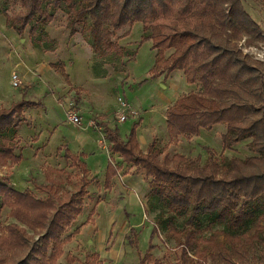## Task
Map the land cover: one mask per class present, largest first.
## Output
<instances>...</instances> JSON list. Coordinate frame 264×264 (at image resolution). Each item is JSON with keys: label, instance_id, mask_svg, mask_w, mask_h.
<instances>
[{"label": "trees", "instance_id": "16d2710c", "mask_svg": "<svg viewBox=\"0 0 264 264\" xmlns=\"http://www.w3.org/2000/svg\"><path fill=\"white\" fill-rule=\"evenodd\" d=\"M9 1L22 9L9 14ZM60 9L68 14L71 36L80 24L90 21L91 45L102 57L123 51L113 40L117 31L142 23L141 42L148 41L151 49L157 50L151 77L179 69L189 84L201 85L199 91L180 97L167 109L169 142L164 147L155 138L146 152L141 150L139 123L132 127L127 140L120 136L119 129L104 128L110 151L141 172L149 184L146 213L158 210L140 264H162L152 254L159 228L177 243L180 255L176 264H249L252 250L257 243H264L260 235L264 211L251 205L264 197V63L245 54L239 46L245 36L249 37V45L262 38L259 24L242 0H0L8 27L19 36H24L29 27H33L32 34L44 29ZM44 35L48 36L43 30L35 39ZM51 67L69 81L64 61ZM96 74L101 76L104 71L96 69ZM39 106V102L22 99L0 107V167L22 161L23 155L16 153L21 143L11 131L27 108ZM221 124L226 126L223 152L250 139L253 155L227 161L207 147L208 161L201 164L199 159L182 153H166L170 145L179 144L182 135L199 136L202 130ZM65 158L81 172L73 193L62 192V181L54 177H61L63 169L49 168L46 183L34 185L48 194L44 199L31 190L20 191L0 181V217L8 207L10 218L15 220L4 227L0 222V264H61L65 245L79 229L65 234L84 212L89 186L94 182L81 156L66 150ZM122 168L123 164L108 165L104 183L107 190L113 188ZM204 222L211 232L209 237L203 234ZM217 225L221 228L214 229ZM129 241L139 248L135 229Z\"/></svg>", "mask_w": 264, "mask_h": 264}, {"label": "rangeland", "instance_id": "374dc122", "mask_svg": "<svg viewBox=\"0 0 264 264\" xmlns=\"http://www.w3.org/2000/svg\"><path fill=\"white\" fill-rule=\"evenodd\" d=\"M242 3L254 21L259 24L262 32V38H256L259 39L258 42L251 45L256 47H259L261 44L264 45V0H242ZM6 8L9 14L18 13L22 9L20 4H15L12 1L7 2ZM67 17L66 10L60 9L57 11L54 20L44 29L40 28L35 34H32L31 30L33 27H29L24 36H19L15 30L8 27L6 16L0 10V107H9L22 98L34 100L45 99L49 96L58 98L68 86L64 84V75L52 68L51 64L64 61L67 71L73 74L77 82L85 83L84 86L91 89V95L95 100V104L98 107L102 106L105 110H109L111 115L115 114L114 110L117 103L119 106L118 98L120 96L134 104L133 107L138 114L135 117L130 116L125 122H122L120 126L122 132H125V129L132 128L135 123L134 119L137 121L142 120L141 117L143 116V132L147 131L148 134H151L153 128H156L158 131L157 138L159 140V146L164 147L168 144L169 135L167 122L165 121L167 109L180 97L192 91H199L201 85L199 83L187 84L185 73L179 69L175 70L174 74L171 73L173 76L170 74L169 76H162L159 79L151 77L150 70L155 64L157 50L151 49L150 42H141L144 34L142 23L137 22L133 27H124L117 31L113 40L122 46L123 51L121 54L111 52L108 56L102 57L94 52L91 45L90 21L80 24L77 33L71 36ZM43 30L48 36L44 35L42 39H35V37L40 36ZM245 39H249V37H243L239 44L245 42L249 45L247 40L244 41ZM37 41L40 43L38 47L35 45ZM170 53L171 51H168L166 55L169 56ZM260 62L264 63L261 60ZM87 64L93 76L99 80H93L91 76L88 79L85 67ZM96 69L101 72L104 71V74L101 76L97 75ZM16 73L19 74L21 79V84L18 88L12 85V76ZM101 78H104L103 81L106 79L105 82L107 84ZM61 83L63 84L62 89H58L57 86H60ZM76 90L78 92L76 93V97L73 98V102L77 104L83 95V89L77 88ZM65 94H68V92H65ZM42 109L31 108L30 112L39 120L40 116H42V121H49L53 119L52 116H54L55 120H64L63 107L58 105L54 99L50 98L47 101V112L44 111V108ZM72 113L78 112L73 108L72 111H69L68 115ZM22 128L23 131L26 130L28 132L25 136L26 139L19 136ZM61 131L66 133L67 130L62 128ZM37 132V125L32 120L26 119L25 115L17 118V126L11 131V135L16 134V139L21 143V148L16 151L17 154L23 155L25 149L34 146L33 142L35 141ZM225 132L226 126L221 124L212 130H202L199 136L189 138L182 135L179 144L170 145L166 153L170 155L182 153L188 157L199 159L201 164H206L208 161L209 152L207 147L217 152L220 157L227 161L232 157L245 159L253 155L249 146L250 139H245L223 152L222 136ZM29 133L31 134L29 135ZM30 153L32 154L33 152ZM221 154L223 155L221 156ZM113 160L119 164L116 159ZM27 161L30 163L31 158L29 157ZM107 161L108 159L105 155L102 161L98 162L102 166L104 176L106 175L108 167ZM52 163L53 167L63 169L64 171L61 177L59 175L54 176L57 180L62 181V192L73 193L74 185L81 179L80 170L72 166L70 162L65 164L62 159H53ZM13 167L11 165L0 167V181L9 183L12 187L20 189V191L31 190L38 198L44 199L48 197L47 193L41 192L34 187L35 184L46 183L45 173L47 172V165L36 162L31 167L33 172L30 174L20 172L21 165H18L15 169L19 171L21 174L20 177L23 178L22 181L20 180L18 182V186L13 185L11 182L12 173L17 172L16 170H12ZM129 170L127 171L129 172ZM93 177L95 178V176ZM89 188V194L85 199L86 206L83 214L88 211L92 212L90 215V219H92V216H95L96 212L97 215L100 212L101 216L99 220H101L103 217H106L107 212L112 210V204L107 203L106 206L103 205L101 207L99 205L96 207V205L104 201L110 192L103 188L100 180L94 181ZM251 205L260 211H264V197L251 202ZM129 210L136 214L134 216L136 222L142 220L143 209L138 203L137 205L131 203L126 205L123 201L115 208L116 215L120 219H122L124 214L127 215ZM9 211L10 209L8 207H5L2 211L0 217L2 227L15 221L10 218ZM157 213L158 210L147 213L153 227L156 224L155 217ZM178 225H182L181 219L178 220ZM206 226L207 223L204 222L202 231L205 236L209 237L211 232L205 229ZM153 227L148 222L141 229L133 227L139 233L138 236H142L141 246L139 245V248L141 247L145 252L139 253L141 250H137L133 246V253L131 255L128 254L124 260L117 264H140L141 258L146 254V250L149 247ZM263 227L264 221L262 222ZM220 228L221 226L219 225L214 227V229ZM263 229L260 235L264 238ZM74 231L75 229L71 228L65 236ZM105 236H108L107 231L105 227L101 226L95 237L96 248H100L101 242L106 239ZM220 240L225 241V238L220 236ZM154 242L157 247L152 252L153 257L160 259L162 264H176L179 259L180 250L175 239L167 235L166 231L162 228H159ZM88 244L89 241L88 243L86 241L81 243L76 242L72 248L70 247L68 249L67 247L63 258L60 259L61 264H99L100 255L95 251L93 253L92 247ZM87 255L89 256L88 261ZM68 257H73L76 260L72 261ZM261 263H264V243H257L256 249L251 252L249 264Z\"/></svg>", "mask_w": 264, "mask_h": 264}, {"label": "crops", "instance_id": "0c3cea01", "mask_svg": "<svg viewBox=\"0 0 264 264\" xmlns=\"http://www.w3.org/2000/svg\"><path fill=\"white\" fill-rule=\"evenodd\" d=\"M85 67L87 70L88 79H90L91 76L93 80H99L93 76L88 64L85 65ZM66 72L67 74H69V81L64 77V84L68 86L65 90H63L64 95L62 94L58 98L49 96L48 98L41 100L22 98L39 102V107L31 108H38L41 110H43L42 108H44L45 112H47V101L50 98L54 99V101L58 105L63 107L64 120H55L54 116H52L53 119L49 121H42V116H40V120L37 119V117L35 118L30 112L31 108H27L24 112L25 118L29 119L30 121L32 120L34 124L37 125L38 132L37 136L35 137V141L33 142L34 146L32 148H27L28 150H24L25 153H23V159L20 162L21 164L19 163L17 164V166L21 165L20 172H26L29 174L33 172L31 167H33L36 162L47 165V170L49 168L57 169L56 167H53V159H62L66 164L69 161H67V159L65 158V153L66 150H70L73 154L81 156V158L86 162L91 176H95V178L92 176L94 178V181L100 180L102 182L103 188L106 189L104 186L106 175L104 176L102 166H100L98 162L102 161L103 156L106 155L108 159L107 165H109L111 162L115 163L113 159H116L120 165L123 164L122 170L113 181V188L107 190L110 192V194L107 195V198L104 201L96 205V207L98 205L99 207H101L103 205L106 206L107 203L112 204V210L107 212L106 217H103V219L101 220H99L101 216L99 211V216L96 212V215H93L92 219H90V215L92 212L88 211L85 214H83V212L79 216L77 224L72 227L75 230L79 229V233L76 234V236L71 241H69L64 248V250L66 251L67 247L68 249H70V247L72 248V246H74L76 242L81 243L86 241L88 243L89 241L88 245L92 247V252L94 253L95 251L100 255L99 263L103 262V264H117L118 262L124 260L128 254L131 255L133 253V245L129 241L132 229H141L145 226L146 222L150 223L153 227V224L145 210V203L149 194V184L144 179V176L141 172H137L135 167H133L132 165L123 163L122 158L119 154H113L110 151V142L105 137L104 128L109 127L111 129H119L120 136L124 140L128 139V135L130 133V130L132 129L128 128L127 130L125 129V132H122V128L120 127L122 122H118V117L116 116V112L119 108L118 103L115 106V114L111 115L109 110H105L102 106L98 107L95 104V100L91 95V89L87 86H84L85 83L77 82L73 74H71V72H68L67 69ZM172 73L174 74V72ZM173 74H171V76H173ZM103 79L101 78L102 81ZM105 81L103 82L107 84V82ZM103 82L102 84H104ZM187 84L189 83L187 82ZM62 86L63 84L61 83V85L57 86V88L62 89ZM77 88L83 89V95L76 104L75 102H73V98L76 97V93L78 92V90H76ZM65 92H68V94H65ZM128 102H130L133 107L134 104L129 100ZM73 108L78 112L82 119L81 125H75L69 120L68 113L69 111H72ZM141 119L142 120L138 121L134 119L135 123L133 124V126L136 123H139V127L137 130L139 144L141 150L146 152L148 146L155 138H157L158 131L156 130V128H153V132H151V134H148L147 131L143 132V116L141 117ZM166 119L167 117H165V121ZM92 121H95L96 125L91 124ZM62 128L67 130L66 133H63L61 131ZM26 134H28V132L26 130L23 131L22 128L19 136L23 139H26ZM30 134L31 133H29V135ZM30 152L33 153L31 154ZM29 157L31 158L30 163L27 161ZM17 166L14 165L12 170L17 171V169H15ZM128 169H130L129 172L127 171ZM20 176L21 174L19 173V171L12 173L11 182L13 185L18 186V182L20 180H23V178H21ZM96 177L98 178L96 179ZM123 201L126 205L130 203L137 205L138 203L141 206V208L143 209V214L142 220L140 222H136V219L134 218L136 214L130 210L127 215L124 214L122 219L117 217L115 208L119 203H122ZM101 226L105 227L108 236H105L106 239L101 242L100 248L98 249L96 248L97 246H95V237ZM137 234L139 233L137 232ZM141 237L142 236H138V242L140 246ZM138 249L141 250L139 253L145 252L143 249H141V247Z\"/></svg>", "mask_w": 264, "mask_h": 264}, {"label": "built area", "instance_id": "2783aa9c", "mask_svg": "<svg viewBox=\"0 0 264 264\" xmlns=\"http://www.w3.org/2000/svg\"><path fill=\"white\" fill-rule=\"evenodd\" d=\"M246 41V39L244 40ZM240 48L243 50L244 53L249 54L256 60L264 61V45H260L259 47L256 46H249L245 42H241L239 44ZM21 79L19 74H14L12 76V85L15 88L20 87ZM119 108L116 112V116L118 117V122H125L130 116L135 117L138 112L131 106V104L122 96L118 98ZM69 120L75 125H81L82 119L78 113H72L69 115ZM93 125H96L95 121H92Z\"/></svg>", "mask_w": 264, "mask_h": 264}]
</instances>
